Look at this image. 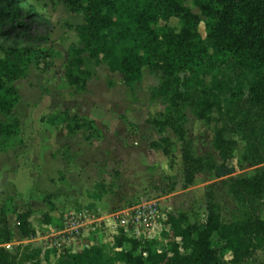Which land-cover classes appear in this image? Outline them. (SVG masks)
<instances>
[{"label": "trees", "instance_id": "trees-1", "mask_svg": "<svg viewBox=\"0 0 264 264\" xmlns=\"http://www.w3.org/2000/svg\"><path fill=\"white\" fill-rule=\"evenodd\" d=\"M58 1L71 13L86 15L84 23L75 28L81 47L68 54L65 78L69 86L85 91L91 74L82 68L84 55L96 66L105 64L110 73L121 75L125 86L138 83L144 70L159 77L152 97L164 99L166 108L147 123L159 134L169 130L181 143L183 188L216 168L211 156L194 155L192 142L186 138V109L200 121H206L214 108L222 115H232L229 125L216 130L213 141L223 166L240 163L234 157L236 140L225 136L228 126L245 144L241 160L254 166L264 164V0H191L199 14L185 7L183 0ZM31 13L33 7L26 0H0V38L11 43L0 45V150L12 144L20 128L13 116L20 98L14 83L25 78L33 50L28 27L21 22ZM169 19L177 20V30L160 24ZM206 42L211 43L213 53ZM221 68L245 72L250 79L245 87L239 81L226 85L228 93H224L218 77L209 83L203 78ZM63 122L70 136L91 129L86 140L94 137L92 122L67 113ZM154 145L165 156L170 154V138L162 137ZM228 190L244 209L240 222L224 224L219 207L208 195L202 224L190 223L185 214L168 216L163 249L154 241L138 242L120 231L109 251L97 244L75 253L64 251L55 264H264V168L229 180ZM44 200L53 211L50 197ZM31 216L29 210L16 215V229L23 240L36 236ZM41 221L48 229L53 220L44 214ZM213 237L223 242L230 254L228 261L220 257ZM11 241L7 214L0 209V264H52L54 253L41 256L40 249L22 250L21 246L11 251L7 247Z\"/></svg>", "mask_w": 264, "mask_h": 264}, {"label": "rangeland", "instance_id": "rangeland-1", "mask_svg": "<svg viewBox=\"0 0 264 264\" xmlns=\"http://www.w3.org/2000/svg\"><path fill=\"white\" fill-rule=\"evenodd\" d=\"M26 2L33 7V14L25 15L21 22L28 27L32 40L29 46L33 50L25 78L14 83L20 98L13 116L20 128L12 144L0 150V209L6 212L12 232L7 247L11 251L17 246L22 250L40 249L43 253V238L49 234L41 221L44 214L53 220L50 228L59 232L65 215L87 210L95 221L96 231L90 234L94 245H103L109 251L113 235L105 224L122 222L134 207L153 204L161 212L185 214L190 223L202 224L208 195L219 207L224 224L243 220L244 209L230 194L228 182L252 175L263 169L264 164L254 166L241 160L245 144L235 129L228 126L225 136L236 140L234 157L240 163L236 165L234 161L233 166H223L213 141L216 130L229 125L232 115H222L214 108L206 121H200L186 109V138L192 142L194 155L211 156L216 168L183 188L181 143L169 130L159 134L147 123L166 108L164 99L152 97L160 84L159 77L144 70L138 83L125 86L121 75L110 73L105 64L96 66L84 55L86 64L82 68L91 75L85 91L77 92L68 85L65 68L69 52L81 47L75 28L84 23L86 15L71 13L58 0ZM183 3L199 14L191 0ZM160 24L178 29L175 19L162 20ZM199 31L204 37L202 25ZM0 45L8 47L11 43L0 38ZM206 46L213 53L211 43L206 42ZM77 74L75 70L74 75ZM214 77L222 81L224 93H228L226 85L233 86L239 81L245 87L250 79L245 72L223 68L203 75L208 83ZM228 99L229 95L225 100ZM64 113L92 122L94 137L86 140L91 129L68 135ZM162 137L171 141L168 156L154 145ZM47 196L55 206L53 211L44 200ZM28 210L36 236L23 240L16 229V215ZM261 217L264 219V204ZM84 234L74 235L72 238L76 239L69 241L75 251L79 239L87 240L81 237ZM155 242L163 249L167 240L161 235ZM212 242L220 257L228 261L230 254L223 249V242L216 237ZM57 259L53 256L52 264Z\"/></svg>", "mask_w": 264, "mask_h": 264}, {"label": "built area", "instance_id": "built-area-1", "mask_svg": "<svg viewBox=\"0 0 264 264\" xmlns=\"http://www.w3.org/2000/svg\"><path fill=\"white\" fill-rule=\"evenodd\" d=\"M131 213L132 214L127 216L128 218L122 222H114L111 226H105V228H110L112 230L110 233L113 237L122 231L123 235L127 238L142 243L148 241L155 242L161 237L163 232H169V226H167L165 222L170 213L161 212L157 206L153 204L148 206L138 205L134 207ZM94 223L95 221L87 210L69 212L61 220L60 225L63 229L59 232H55V229L50 228L47 237L43 238L45 242L41 256H43L45 252H49L59 257L64 251L75 253L77 250L94 245L90 237V234L96 231V226H93ZM82 232L85 234L81 237L87 240L79 239L78 241H80V244L75 251V249H72V246L70 247L69 241H74L76 238L72 237Z\"/></svg>", "mask_w": 264, "mask_h": 264}, {"label": "crops", "instance_id": "crops-1", "mask_svg": "<svg viewBox=\"0 0 264 264\" xmlns=\"http://www.w3.org/2000/svg\"><path fill=\"white\" fill-rule=\"evenodd\" d=\"M105 226H111V224H105ZM48 229H50V227ZM94 235H96V234H93V236ZM117 264H120V263H117Z\"/></svg>", "mask_w": 264, "mask_h": 264}, {"label": "water", "instance_id": "water-1", "mask_svg": "<svg viewBox=\"0 0 264 264\" xmlns=\"http://www.w3.org/2000/svg\"><path fill=\"white\" fill-rule=\"evenodd\" d=\"M230 171H233V169H230Z\"/></svg>", "mask_w": 264, "mask_h": 264}]
</instances>
